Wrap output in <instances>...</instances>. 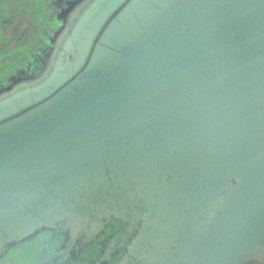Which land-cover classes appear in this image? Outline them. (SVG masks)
<instances>
[{
	"label": "water",
	"instance_id": "water-1",
	"mask_svg": "<svg viewBox=\"0 0 264 264\" xmlns=\"http://www.w3.org/2000/svg\"><path fill=\"white\" fill-rule=\"evenodd\" d=\"M60 19L0 87V260L123 219L120 264H264V0H72Z\"/></svg>",
	"mask_w": 264,
	"mask_h": 264
},
{
	"label": "flooded vegetation",
	"instance_id": "flooded-vegetation-1",
	"mask_svg": "<svg viewBox=\"0 0 264 264\" xmlns=\"http://www.w3.org/2000/svg\"><path fill=\"white\" fill-rule=\"evenodd\" d=\"M67 1L54 3L62 10ZM139 226V222L132 225L123 219H110L88 242L85 236L73 240L62 229L44 230L8 251L0 264H120ZM112 243L116 246L114 250L109 249Z\"/></svg>",
	"mask_w": 264,
	"mask_h": 264
},
{
	"label": "rangeland",
	"instance_id": "rangeland-1",
	"mask_svg": "<svg viewBox=\"0 0 264 264\" xmlns=\"http://www.w3.org/2000/svg\"><path fill=\"white\" fill-rule=\"evenodd\" d=\"M24 1L26 4H30L29 1L31 0ZM55 1L34 0L37 21L33 31L23 39L24 42H21L22 46L18 47L17 41H12L11 45L7 47L9 49L0 53V87L5 83L7 84L10 78L15 77L16 72L22 71L23 73L32 74L40 68L41 55L47 51L50 46V39L53 37L54 32L61 26L60 16L62 10L59 7L57 8L54 3ZM68 1L70 2L71 0ZM68 1L66 4L63 3V8L69 3ZM16 2L20 3L21 0H16ZM26 21H21L22 25L26 26L31 23V16L30 18H26ZM13 43L18 46H15ZM12 55L15 56L6 59Z\"/></svg>",
	"mask_w": 264,
	"mask_h": 264
},
{
	"label": "trees",
	"instance_id": "trees-1",
	"mask_svg": "<svg viewBox=\"0 0 264 264\" xmlns=\"http://www.w3.org/2000/svg\"><path fill=\"white\" fill-rule=\"evenodd\" d=\"M29 3L26 4L24 0H21L20 3L16 0H0V53L8 50L7 47L11 45L12 41H17L19 46L13 43L15 46H22L23 39L33 31L37 14H35L34 0L29 1ZM30 16L32 18L31 23L26 26L22 25L21 21H26V18H30ZM23 18L24 20H22ZM13 56L15 55L6 59Z\"/></svg>",
	"mask_w": 264,
	"mask_h": 264
}]
</instances>
